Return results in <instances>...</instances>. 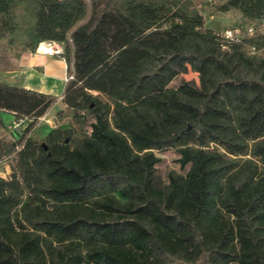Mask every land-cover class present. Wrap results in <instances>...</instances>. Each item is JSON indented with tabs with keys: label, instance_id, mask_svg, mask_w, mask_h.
Wrapping results in <instances>:
<instances>
[{
	"label": "trees",
	"instance_id": "16d2710c",
	"mask_svg": "<svg viewBox=\"0 0 264 264\" xmlns=\"http://www.w3.org/2000/svg\"><path fill=\"white\" fill-rule=\"evenodd\" d=\"M201 5L239 13L238 40ZM263 20L264 0H0V72L55 43L72 77V125L41 143L60 97L0 81V112L31 121L0 136V264H264Z\"/></svg>",
	"mask_w": 264,
	"mask_h": 264
},
{
	"label": "rangeland",
	"instance_id": "374dc122",
	"mask_svg": "<svg viewBox=\"0 0 264 264\" xmlns=\"http://www.w3.org/2000/svg\"><path fill=\"white\" fill-rule=\"evenodd\" d=\"M202 0H197L200 2ZM218 1V0H217ZM201 13L205 20V26L208 29H211L215 32L224 34L227 31L234 32L237 29H240L242 24H245V20H243L242 16L239 13L231 12L229 14H220L214 12L213 6H204L201 5L200 7ZM46 46L53 50L52 53H46L41 51V45L38 48L36 54H44L41 56L45 61L53 62V64H63V59L58 57V54L63 53V47L59 44L55 43H45ZM61 49V50H60ZM57 50L60 53H57ZM35 55V54H34ZM11 65L14 66L19 72V75L12 74L10 72H0V81L1 82H10L8 83L12 85L13 83L17 85H22L29 74L27 71H24L21 68V64L19 61H11ZM63 66V65H62ZM15 71V70H14ZM53 71L51 69L49 73L40 72L34 75V79L32 78V85L34 87H40L39 81H45L47 84V88H52L53 91L50 94L59 96L60 99L58 102L53 105L47 113L38 119L35 123L33 128L27 135V138L30 137L35 141L41 143V141L46 138L48 133L52 130L56 129H67L70 128L72 125V110H70L63 102H62V94L65 90L67 83L71 80V77L67 74V69L63 67H53ZM6 74V75H4ZM12 74V77H11ZM18 74V73H17ZM198 75L193 72H189L188 74H183L178 77L174 81V86H178L185 82H192L198 83ZM52 86V87H51ZM0 119L2 123L0 124V136H2L7 141H15L16 132H20L21 134L23 131L28 127V124L31 122L30 120H16L15 116L12 113L1 111L0 112ZM80 136H74L73 140L69 141L73 143V146L78 143L80 140ZM156 154L162 159V162L157 166L158 168V176L163 180V182H168V175L171 172H181V168L178 164L179 155L177 151L173 148H168L163 151H156ZM11 166L8 161L0 162V178H9L11 175Z\"/></svg>",
	"mask_w": 264,
	"mask_h": 264
},
{
	"label": "crops",
	"instance_id": "0c3cea01",
	"mask_svg": "<svg viewBox=\"0 0 264 264\" xmlns=\"http://www.w3.org/2000/svg\"><path fill=\"white\" fill-rule=\"evenodd\" d=\"M42 45H44V44H42ZM42 55H44V54H35V55L34 54H29V55L24 56L23 59L21 61H19L20 64H21L20 67L23 68L24 71H27L29 76L27 77V79L25 80V82L22 85L21 84L17 85L15 83H13L12 85H16V86L23 87V88H26V89L39 91V92H43V93H46V94H50L53 91V89L52 88H47L46 87L47 84H46L45 81H42V82L39 81V84H41L40 87H34L32 85L31 82L33 81L32 78L34 79L33 76L36 75L37 73H40V72H44L45 74L49 73L50 69H51V72H54L53 71V67H56V66L61 67V68L63 67L64 69H67V64H66V62L64 60L62 62L63 64H61L60 62H58L59 64H56V63L53 64V62L49 63L48 61H45L43 58H41ZM10 73L19 75V73H22V72H19L16 69L15 71H11ZM12 74H11V77H12ZM4 75H6V74H4ZM5 83H11V81L10 82H5Z\"/></svg>",
	"mask_w": 264,
	"mask_h": 264
},
{
	"label": "built area",
	"instance_id": "2783aa9c",
	"mask_svg": "<svg viewBox=\"0 0 264 264\" xmlns=\"http://www.w3.org/2000/svg\"><path fill=\"white\" fill-rule=\"evenodd\" d=\"M259 28H256L254 26H250V27H247V33L250 35V36H253L256 31L259 33H264V20L261 22V24L258 26ZM240 32L241 30L240 29H237L235 30L234 32H230V31H227L225 32L223 35H232L234 37V41L238 40L239 36H240ZM44 45H46L44 43ZM61 50V49H60ZM60 53V51L57 50V53ZM72 78V77H71Z\"/></svg>",
	"mask_w": 264,
	"mask_h": 264
},
{
	"label": "bare ground",
	"instance_id": "6f19581e",
	"mask_svg": "<svg viewBox=\"0 0 264 264\" xmlns=\"http://www.w3.org/2000/svg\"><path fill=\"white\" fill-rule=\"evenodd\" d=\"M225 37L228 39V40H234V37L232 35H225ZM41 50L43 52H46V53H52L53 50L51 48H49L48 46L46 45H42L41 46Z\"/></svg>",
	"mask_w": 264,
	"mask_h": 264
},
{
	"label": "water",
	"instance_id": "95a60500",
	"mask_svg": "<svg viewBox=\"0 0 264 264\" xmlns=\"http://www.w3.org/2000/svg\"><path fill=\"white\" fill-rule=\"evenodd\" d=\"M170 140H171V139H170ZM170 140H169V141H170ZM67 142H69V140H67ZM46 149H47V148H46Z\"/></svg>",
	"mask_w": 264,
	"mask_h": 264
}]
</instances>
